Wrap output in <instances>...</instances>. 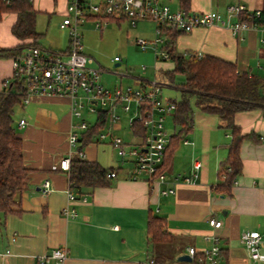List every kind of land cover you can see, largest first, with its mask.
<instances>
[{
    "label": "crops",
    "instance_id": "1",
    "mask_svg": "<svg viewBox=\"0 0 264 264\" xmlns=\"http://www.w3.org/2000/svg\"><path fill=\"white\" fill-rule=\"evenodd\" d=\"M41 1L32 0V6ZM50 1L57 7L60 2L58 14L63 18L66 0ZM86 1L89 4L103 2ZM161 1L172 11L185 8L189 14L215 10L225 16L228 6L234 4L264 11V0ZM11 14L16 19V15ZM125 20L113 17L109 22L120 24ZM146 20L137 21L135 27ZM86 22L94 26L92 18ZM262 39L264 33L259 29L250 28L232 34L226 26L213 25L177 32L175 48L180 53L211 55L233 62L238 72L260 74L264 72V67H258L264 64ZM146 42L145 48L135 46L145 52L151 46L154 60H169L159 54L163 50V42ZM17 43L15 38V43L8 47ZM67 44L68 40L64 43L50 41L45 47H39L63 52ZM83 50L87 54L86 49ZM147 57L150 61V56ZM169 61L171 65L165 71L173 68V62ZM11 73L10 57L0 58V91L3 81ZM139 81L136 87H145L147 81ZM115 87L105 89L113 90ZM190 105V129L172 144L164 164L165 181L156 185L149 183L144 173L133 177L134 159L119 156L111 144L112 138L118 137L129 149L139 145L144 138L129 127V113L123 111L121 105L115 107L119 121L115 123L107 115L105 125L99 131L106 133L107 137L99 138L96 134L83 144L82 137L88 130L78 137L75 146H69L67 134L78 119L70 113L67 97L34 96L27 104L16 105L13 128L22 141L23 161L29 174L18 207L13 212L0 214V264H37L38 255L49 253L56 247L66 250L63 264H194L192 260H180L178 257L188 254L189 247H194L197 252L207 248L209 242L205 237L211 235L220 237L221 264H264V258H251L240 241L242 232L254 230L259 232L264 242V144L260 139L264 136V112L253 109L234 115V123L243 134L250 136L240 142V173L228 189H222L221 173L226 167L231 132L222 126L217 114L200 109L193 98ZM119 112L126 114L129 135L136 139L134 143L125 142L116 134L122 128ZM93 116L90 128L98 121L97 116ZM167 116H172L173 123V111L164 117V122ZM20 120L26 122L23 127L18 124ZM177 130L173 124L172 133L167 134L164 127L169 141ZM79 148L83 156H79ZM76 153L84 160L115 170V176L111 177L108 185L86 190L77 196L69 187V170L51 168L64 158L71 159ZM44 181L49 182L48 192L43 191ZM168 188H173L174 192L162 194V190ZM68 190L75 194L74 201H68ZM64 207L73 209L76 216L65 215L62 212ZM150 215L164 221L165 230L170 235L169 242L152 247V236L148 232ZM210 216L219 219L222 226L211 227L208 224ZM259 251L264 255V246Z\"/></svg>",
    "mask_w": 264,
    "mask_h": 264
},
{
    "label": "built area",
    "instance_id": "2",
    "mask_svg": "<svg viewBox=\"0 0 264 264\" xmlns=\"http://www.w3.org/2000/svg\"><path fill=\"white\" fill-rule=\"evenodd\" d=\"M28 1L32 2V0ZM110 17L125 18L132 26L142 19L152 20L156 26L168 23L184 32L198 27L222 25L228 27L232 34L250 28L259 29L264 33V11L249 10L243 4H234L228 6L225 16L215 10L185 14L181 10L172 11L161 0H103L101 4H89L86 0H66L63 19L59 24L60 29L68 30L66 50L53 52L32 46L10 57L12 73L2 85L3 87L11 86L13 81H16L22 90V104H27L34 96H63L69 99L70 113L78 119V123L72 125L68 131L69 146H75L78 137L89 130L91 123L86 113L97 116L104 112L113 122L117 123L119 116L115 113V107L121 105L123 111L129 113L127 119L129 127L133 129L135 124H140L145 129L142 136L144 138L139 145L129 149H126L123 141L118 137L112 138L111 144L119 156H129L134 159L133 177L144 173L149 183L160 184L165 181L161 165L169 142L163 122L164 117L174 110L175 104L171 100L162 99L161 83L157 81L151 82L148 87L137 89L116 86L113 90H109L99 84L100 70L91 67L93 59L83 50L80 27L92 18L95 29L101 30L108 24ZM156 32L157 37L154 43H162L163 39L158 35L157 28ZM133 43L141 48H145L147 44L146 40L138 38L134 39ZM159 54L168 59L165 51L162 50ZM196 55L202 56L198 53ZM258 67L263 68L264 64ZM18 124L23 127L26 122L20 120ZM97 137L104 138L107 134L101 132L97 134ZM260 139L264 144V136ZM79 156H83V153L79 152ZM69 164L70 158L68 157L52 165L51 168L52 170H69ZM114 176V171L108 173V177ZM43 191H50L48 181H44ZM173 192V188L162 190V194ZM67 197L68 201H74L76 198L71 190L67 191ZM62 212L71 217L76 216L75 211L67 207H64ZM208 224L215 229L222 226V222L212 216L208 218ZM205 239L209 242L207 248L199 252L194 247L187 249L192 262L194 264H221L220 237L211 235L206 236ZM240 241L245 245L251 258H264L259 251L260 247L264 246V242L258 231L242 232ZM66 257V250L56 247L49 253L38 255L36 262L37 264H49L50 262L63 264Z\"/></svg>",
    "mask_w": 264,
    "mask_h": 264
},
{
    "label": "trees",
    "instance_id": "3",
    "mask_svg": "<svg viewBox=\"0 0 264 264\" xmlns=\"http://www.w3.org/2000/svg\"><path fill=\"white\" fill-rule=\"evenodd\" d=\"M186 4L184 1L183 5ZM189 14L187 9L182 10ZM6 13H14L16 19L11 26L12 35L18 43L12 47H0V58L20 54L28 47H39L41 34L36 30L37 11L28 0H0V20ZM113 18V17H110ZM243 19H246L242 17ZM158 35L163 38L161 49L173 62L171 70L164 71L162 78L173 81L175 75L184 76L180 86V99L171 100L175 104L173 124L178 130L171 136L164 151L161 169L164 170L165 159L171 152L172 144L184 137L190 129L191 105L193 98L200 109L218 115L222 126L231 132L226 167L221 173L222 189H228L241 171L239 158L240 142L250 135L243 134L234 123V115L240 111L261 109L264 112V76L238 72L235 63L211 55L197 56L196 53H180L175 48V36L178 30L168 23L156 26ZM20 85L15 81L11 86L0 91V214L13 212L18 207L21 193L26 189L29 169L25 167L22 153V141L13 128L14 107L22 103ZM93 125L82 142L91 140L104 127L107 114L97 115ZM137 135L143 136L145 129L140 124L133 126ZM80 151L77 150V152ZM113 169L103 168L97 162L84 160L76 153L69 164V187L77 196L86 190L109 184L108 173ZM148 232L151 234L152 247L167 243L170 235L165 230L162 219L149 216Z\"/></svg>",
    "mask_w": 264,
    "mask_h": 264
},
{
    "label": "rangeland",
    "instance_id": "4",
    "mask_svg": "<svg viewBox=\"0 0 264 264\" xmlns=\"http://www.w3.org/2000/svg\"><path fill=\"white\" fill-rule=\"evenodd\" d=\"M33 6L37 11L36 30L41 34L39 45L45 47L50 41L66 42L69 37L68 30L59 28V24L63 19L62 15L58 14L61 6L60 2L58 7L53 6L50 0H43L40 3L35 2ZM14 19V15L10 13L4 15L0 21L1 47H8L15 43V38L10 31ZM104 27L103 30L95 29L91 22H86L80 27L83 48L86 49L85 51L94 61L91 67L100 70L98 82L100 85L103 84L101 85L103 88L114 86L137 88L136 82H140L139 80L147 81L145 87H148L151 82L157 81L161 83L163 100H179L178 88L184 82V76L177 74L173 81L162 78V73L165 68L170 67L171 62L169 60H154L151 46H148V50L145 52L133 43L136 38L147 41H153L156 38V24L154 21L146 20V22L137 24L136 27L126 20L120 24L108 22ZM149 44L151 45V43ZM148 55L151 58L150 61H147L149 59ZM116 63L118 65H115ZM259 75L264 76V72ZM119 113L122 128L116 134L126 140L125 142L134 143L136 139L129 135L126 114ZM87 118L93 121L95 117L87 114ZM164 127L167 134L172 133V116L165 118Z\"/></svg>",
    "mask_w": 264,
    "mask_h": 264
},
{
    "label": "water",
    "instance_id": "5",
    "mask_svg": "<svg viewBox=\"0 0 264 264\" xmlns=\"http://www.w3.org/2000/svg\"><path fill=\"white\" fill-rule=\"evenodd\" d=\"M178 259L191 261V257L188 254H183V255L179 256Z\"/></svg>",
    "mask_w": 264,
    "mask_h": 264
}]
</instances>
